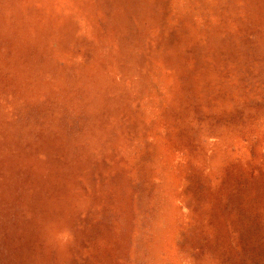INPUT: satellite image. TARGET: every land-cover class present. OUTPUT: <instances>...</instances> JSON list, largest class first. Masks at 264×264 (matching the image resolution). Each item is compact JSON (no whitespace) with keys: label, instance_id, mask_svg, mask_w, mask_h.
I'll return each instance as SVG.
<instances>
[{"label":"rangeland","instance_id":"rangeland-1","mask_svg":"<svg viewBox=\"0 0 264 264\" xmlns=\"http://www.w3.org/2000/svg\"><path fill=\"white\" fill-rule=\"evenodd\" d=\"M0 264H264V0H0Z\"/></svg>","mask_w":264,"mask_h":264}]
</instances>
